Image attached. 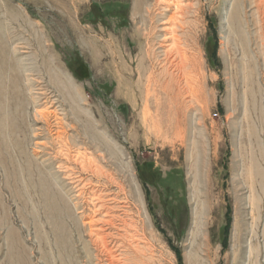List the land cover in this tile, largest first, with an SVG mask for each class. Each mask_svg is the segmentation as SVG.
Returning <instances> with one entry per match:
<instances>
[{
    "label": "rangeland",
    "instance_id": "obj_1",
    "mask_svg": "<svg viewBox=\"0 0 264 264\" xmlns=\"http://www.w3.org/2000/svg\"><path fill=\"white\" fill-rule=\"evenodd\" d=\"M0 264H264V0H0Z\"/></svg>",
    "mask_w": 264,
    "mask_h": 264
},
{
    "label": "bare ground",
    "instance_id": "obj_2",
    "mask_svg": "<svg viewBox=\"0 0 264 264\" xmlns=\"http://www.w3.org/2000/svg\"><path fill=\"white\" fill-rule=\"evenodd\" d=\"M75 87V86H74ZM110 210V209H109ZM199 216H201V215H199ZM200 219H201V217H199ZM195 220V225L198 227V225H199V219L198 218H195L194 219ZM196 229V228H195ZM198 229V228H197ZM99 235V234H98Z\"/></svg>",
    "mask_w": 264,
    "mask_h": 264
}]
</instances>
